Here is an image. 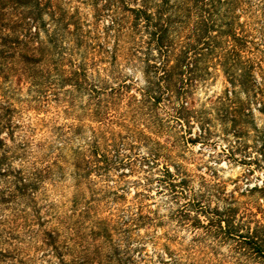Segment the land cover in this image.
Segmentation results:
<instances>
[{
	"label": "trees",
	"instance_id": "obj_1",
	"mask_svg": "<svg viewBox=\"0 0 264 264\" xmlns=\"http://www.w3.org/2000/svg\"><path fill=\"white\" fill-rule=\"evenodd\" d=\"M106 6L109 41L93 43L71 15L64 24L73 45L53 50L38 39L42 29L49 31L43 22L48 0H0V211L14 210L20 199L33 200L42 182L40 172L26 163L32 122H25L23 113L31 99L21 91L27 78L40 87L38 79L49 77L44 67L57 69V96L67 98L60 111L69 113L85 97L78 106L97 124L89 126L85 143L95 152L103 146L104 157L126 140L163 147L160 137L167 141L175 135L172 128L198 116L194 94L219 72L226 86L215 100L226 104L231 119L248 117L253 98L264 105V78L255 77L264 69V0H113ZM124 67L138 69L142 80ZM32 100L36 112L47 102ZM66 131L74 135L79 127L70 123ZM16 139L15 145L7 143ZM158 156L155 148L147 158ZM164 170L174 197L184 200L176 209L181 224L217 245H229L247 264H264V223L231 202L211 205L204 191L188 186L184 174L178 178L167 166ZM20 207L17 211L24 212L28 206ZM4 216L0 213V227ZM4 231L0 228V243ZM7 256L0 246V261Z\"/></svg>",
	"mask_w": 264,
	"mask_h": 264
},
{
	"label": "rangeland",
	"instance_id": "obj_2",
	"mask_svg": "<svg viewBox=\"0 0 264 264\" xmlns=\"http://www.w3.org/2000/svg\"><path fill=\"white\" fill-rule=\"evenodd\" d=\"M109 1L113 0H48L43 22L49 31L42 29L38 39L53 50L54 45L56 49L73 45L64 24L73 15L87 31L86 38L106 42ZM69 28L73 29L71 23ZM52 30L54 37L49 35ZM45 69L49 77L38 79L40 87L27 78L21 91L31 99L23 113V120L32 122L26 134L30 144L26 163L40 172L42 182L33 200L20 199L19 204L8 205L14 210L0 211L5 215L0 246L10 253L0 264H247L229 245H217L178 221L176 209L184 200L174 197L164 168L178 178L184 174L188 186L204 191L211 205L231 202L264 223L261 99H251L248 117L231 119L226 104L215 100L226 86L218 71L194 94L198 116L181 129L172 128L175 135L171 133L167 141L160 137L163 147L126 140L104 157L103 146L95 152L85 143L89 126H97L78 106L85 97L76 100L69 113L60 111L67 98L57 96V69L54 65ZM126 72L142 80L138 69ZM255 77L264 78V69ZM38 97L47 102L37 113L32 99ZM70 123L79 127L74 135L66 131ZM155 148L157 159L147 158ZM20 166L16 159L13 167ZM23 203L28 207L17 211ZM6 232L18 238H7Z\"/></svg>",
	"mask_w": 264,
	"mask_h": 264
}]
</instances>
